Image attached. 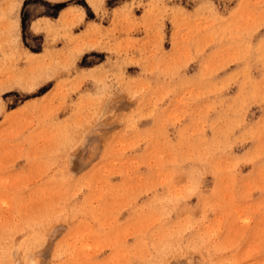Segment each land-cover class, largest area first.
<instances>
[{
	"label": "rangeland",
	"instance_id": "rangeland-1",
	"mask_svg": "<svg viewBox=\"0 0 264 264\" xmlns=\"http://www.w3.org/2000/svg\"><path fill=\"white\" fill-rule=\"evenodd\" d=\"M0 264H264V0H0Z\"/></svg>",
	"mask_w": 264,
	"mask_h": 264
}]
</instances>
